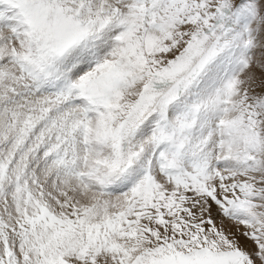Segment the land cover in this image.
<instances>
[{"label": "snow or ice", "instance_id": "1", "mask_svg": "<svg viewBox=\"0 0 264 264\" xmlns=\"http://www.w3.org/2000/svg\"><path fill=\"white\" fill-rule=\"evenodd\" d=\"M0 264H264V0H0Z\"/></svg>", "mask_w": 264, "mask_h": 264}]
</instances>
